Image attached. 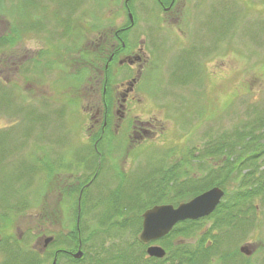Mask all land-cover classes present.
<instances>
[{"label": "rangeland", "instance_id": "rangeland-1", "mask_svg": "<svg viewBox=\"0 0 264 264\" xmlns=\"http://www.w3.org/2000/svg\"><path fill=\"white\" fill-rule=\"evenodd\" d=\"M123 1L0 0V39H5L0 42V218H10L4 225H10L7 236L11 250H18L23 257L30 255L33 264L41 263L37 252L45 238L54 240L41 264H51L57 251L73 248L67 236L74 228L77 198L65 195L60 187L64 183L72 185L77 179L85 184L94 176L98 160L92 149L93 139H89L93 130L86 113L100 107L101 91L99 84L94 86L95 92L90 90L93 82H88L92 76L87 64L88 51L91 42L98 41L102 26L115 28L125 17ZM181 1L185 16L177 25L161 24V17L154 12L150 16L151 0L129 2L136 16L133 29H149L148 40L154 38L151 35L155 32L157 51L170 54L172 48L177 53L172 47L173 29L197 31L196 38L183 48L186 65L174 61V52L171 63L165 57V65L158 70L159 80L144 87V92L152 95L144 97L140 108L146 111L143 116L164 120L156 124L168 127V133L160 130V137L143 141L138 154L133 155L138 160L124 165L132 169L129 177L136 187L140 184L135 181L144 180L152 171L165 172L166 166L181 163L184 149L192 152L195 148V154H205L210 146L222 144L224 139L225 144H235L236 132L251 126L257 131L254 141L264 142V125L258 122L264 119V0ZM94 74L100 77L97 72ZM189 110L190 118L186 116ZM176 111L184 114L181 122L175 120ZM115 148V157H123L129 151L125 149L120 155L119 145ZM88 157L90 160L85 162ZM200 160L182 164L179 171L188 174L185 180L193 177L202 185L208 175L218 177L217 170L223 167V162L220 156L205 158L202 163ZM256 162L264 171V153ZM104 166L88 190L89 203L81 224V237L88 240L83 244L79 239L82 258L73 263L60 257L56 264H113L110 255L128 250V243L138 240L136 221L123 232L111 228L104 233L101 229L105 225H96L97 213L102 208L93 210L92 204L104 203L108 191L118 183L117 179L110 180ZM244 168L234 174L237 182L228 181L225 185L229 192L238 190V178L245 173ZM50 170L58 172L51 177ZM161 178L156 175L155 181L160 183ZM185 180L181 176L178 181ZM162 185V190L166 189L167 185ZM249 186L247 183L246 187ZM143 189L150 190V185L143 183ZM126 192L130 194L133 189ZM142 195L140 207L132 208V202L130 208L118 203L121 220L141 216L150 206L148 192ZM12 196H16L15 201ZM192 198L180 201L172 193L161 201L176 207ZM17 199L26 203L19 213L11 206ZM242 209L248 213L247 217L239 216L230 224L221 221L214 229L211 226L215 218L204 219L193 230V236L171 237L157 245L166 250L169 244L185 243L190 250L200 249L199 237L206 233L207 249L200 250L198 255L210 258L211 264H264V191ZM221 218L219 215L218 219ZM3 235L0 231V264H19L22 256L8 255L9 248L1 244ZM245 245L251 249L248 258L239 253V248ZM135 249L133 252H141ZM143 260L148 261L146 255L137 264H144Z\"/></svg>", "mask_w": 264, "mask_h": 264}, {"label": "flooded vegetation", "instance_id": "flooded-vegetation-1", "mask_svg": "<svg viewBox=\"0 0 264 264\" xmlns=\"http://www.w3.org/2000/svg\"><path fill=\"white\" fill-rule=\"evenodd\" d=\"M131 1L136 0L123 1L126 14L124 15L125 17H121L122 20L120 19V22L117 27H101V35L98 37V41L91 42L92 45L90 50L88 51L89 58L87 57V64H89V67H91L90 71L92 72V76L88 78V82L90 80L93 82L90 85V90L91 92H95L96 89L94 88V86H97L99 84L98 90L101 91L100 107L96 108L94 111L87 110L86 113L88 116V121L91 123L90 128L93 130L89 136L90 140L93 139L92 149L99 155L101 154V152L104 153L103 157H95L96 160H98L96 171L100 169L103 170L101 166L102 164H104L105 173L107 174L108 172V177H110V180L117 179V186L109 190L105 198H111V200H113V202L115 203V207L120 202L126 205V208H130V201L128 197H132L133 201L136 202L141 196L144 195H142L143 192H148L150 201L149 203L154 202L152 201V182L156 180V175H160L163 177V175L169 174L168 172L173 171L174 167L166 166L165 168L167 170H165V172L159 170L161 171L160 174L158 170H154L152 171V174L150 176L145 177L144 180L139 181L138 179L135 181L136 183H141L142 185L143 183L146 186L150 185V190L140 189L139 187L141 184L136 187V184H133L131 178L129 177V172L132 169L124 167L127 162L129 165L130 161L135 162L138 160V157H135L133 155L138 154V147L143 144V141L160 137V130H162V132L168 133V127L164 128L161 125L156 124L161 118L155 119L150 116L145 117L143 116V113H145L146 111H143V109L140 108L144 105V97H149L152 95V93L144 92L145 85L148 82L152 81L154 83L159 80V73L158 77L156 76L158 70L160 72L163 65H165L166 60H168V62L171 61L173 53L175 52H173L172 48H170V54L168 51H157V49L154 48L157 47L158 44L156 42L155 32L151 35L154 38L148 40L149 37H147L146 35L151 34L148 32L149 29H133L136 16L133 14L131 6L129 5V2ZM142 1L143 3H145V0ZM151 2L152 10L150 11L149 15L152 16L153 12L154 15L156 13L159 17H161V24L164 25L165 23H170L172 25H177L180 20L181 23L184 20L185 13L182 12L183 1L151 0ZM138 31L139 33L137 34ZM172 32L174 33L175 44V46L172 47L174 48V50L177 51V53L175 52L176 57L174 61L180 63L181 66L186 65V52L183 48L185 45L190 43L192 39L196 38L197 31L195 29L189 32V30L186 31L178 27L176 29H173ZM135 34L137 35L135 36ZM143 34L145 35V37ZM176 47H178V49H176ZM90 52L93 54L92 57L90 56ZM165 57L167 58L166 60ZM172 68L176 69V67L173 66ZM95 72H97L100 77L97 78L94 74ZM171 74V76H173V73ZM180 112L182 111H176L178 117L175 118V120L178 122H181V117L184 115H182ZM188 113L189 115L186 113V116H189L190 118L191 111L189 110ZM160 121L164 122V120ZM190 123L191 119H189L188 124ZM98 132L100 133L99 136H97ZM116 144L119 145L120 155L124 153L125 149L129 150L125 153V156H113L116 150V148L114 149ZM98 145L101 148V151H98ZM130 149L131 156L129 155ZM187 152L190 153L189 150L185 151L184 149V156L182 160H188V162H190V157H187L186 155L188 154ZM89 160V157L85 158V162H88ZM61 168L63 167L61 166ZM87 168L90 169V167ZM95 173L96 172H94V176L90 181L82 185V188L79 192L77 204L78 214L81 208V194L85 190H89L90 185L96 178ZM147 180L149 181L147 182ZM97 184L98 183H96L95 185ZM79 185L80 180L77 179L74 184L68 185L64 183L60 188L62 191H72ZM128 188L129 191L133 189V192L128 194L126 192L128 191ZM173 192L174 191L172 189L169 191H166V189H164L163 198H165L167 195L172 194ZM89 198L90 197L88 192V195L85 200V207L89 203ZM163 204L166 203L162 202L160 204L155 205L151 204L148 208L150 209L154 206ZM132 206L140 207L136 204H131V207ZM90 207L91 206L89 205L88 209ZM148 208L146 209L148 210ZM78 224L79 215H77L76 217V227H78ZM165 238L166 237L152 242L150 245H147L145 247V252L147 247L158 246L157 243L163 241ZM79 245L80 247H82V243L79 244L78 241L76 250L79 248ZM241 248L251 253L249 245H245L239 248V253L243 256H247L248 258L250 255H245L243 252H241ZM33 250L35 251V249ZM46 250L47 247L44 248V244H42L40 251L37 252L41 263L45 260L47 256ZM62 251L64 252V254L69 255V257L72 258V253L74 252L69 250ZM165 252L167 255L166 250ZM146 258L149 257L146 255ZM53 259H56L55 256L53 257Z\"/></svg>", "mask_w": 264, "mask_h": 264}, {"label": "trees", "instance_id": "trees-1", "mask_svg": "<svg viewBox=\"0 0 264 264\" xmlns=\"http://www.w3.org/2000/svg\"><path fill=\"white\" fill-rule=\"evenodd\" d=\"M0 42H5L4 38L0 39ZM261 123V125H264V119L258 121ZM255 132L254 129L252 128H247L243 129L240 132H236L237 135L235 134V138L238 139V141L235 144H225L224 140L223 143H219L215 145L214 147H209L205 154L204 153H197L195 154V148H193L192 152L186 154L187 157H190V160L193 161L195 159L200 158V162L202 163L203 159L205 158H211L215 157L218 158L219 156L221 157V160L223 162V167H218L219 169L217 170V176L215 174H211L210 176L208 175L209 178H206L205 181L203 182L202 185L198 184L197 182L199 179L191 177L190 180H185V177L188 176L186 172H180L179 168L182 164H188V160L184 161L182 160L181 163H177L173 167V171L169 174L163 175V177L159 180L160 183H157L156 181L152 182L151 189L153 190L152 192V201L149 203L150 205L153 204H160L164 201H161L163 199V194L164 190H162V184H166V191L173 190L175 198L177 200L183 201L187 200L188 198H192L202 192H204L206 189L211 188L213 186H217L221 188L225 192V196L221 203L218 205V207L215 209V211L208 217L202 218L196 221H191V220H186L183 222L178 223L173 230L166 236L164 240H167L171 237H181V238H189L193 236L196 226L203 221L204 219L208 218H215L211 229H214L218 227L219 223L222 224V222L225 224H230L231 222L235 221L239 216H244L247 217L248 213L246 212L245 209H242V207H246L247 205L251 204V201L254 197L259 196L262 194L264 191V171H261L260 168H258V164L256 162V159L259 157L260 154L264 153V142L261 143L255 142L254 140L256 139L255 137ZM99 132L97 133V136H99ZM263 138V136H260ZM98 147V151H101V148ZM238 148V149H236ZM95 157L99 158V156L103 157L104 153L101 152V154H97L93 150ZM171 155V154H170ZM184 155V154H183ZM97 166V165H96ZM245 166L243 170L245 173L238 178V190H233V192H229L226 188V184L228 181H231V183L237 182V178L234 177V174L236 175V171L240 168ZM56 172H52L50 170V176H54ZM95 175L97 176L99 174V170L96 171L95 169ZM159 172V170H158ZM49 173V172H48ZM160 173V172H159ZM220 173H223V175H220ZM183 177L185 181H178L180 177ZM90 181V180H89ZM174 181L173 186H169V183ZM163 182V183H162ZM249 183V187H246V184ZM141 184V183H140ZM82 183H80L79 186L74 188L72 191H66L64 190L63 193L69 197H72L73 195H76V204H75V209H74V223H73V230L71 233H68L70 240L73 242V248H71L70 251L75 252L77 248V244L79 239H81L82 243L85 244L87 243V240L85 237H81V232H82V221L84 218V215H86V210H85V200L88 195V191L85 190L81 194V200H80V212L78 214L77 210V201L79 198V192L82 188ZM162 185V186H161ZM140 189H143V185L141 184ZM13 197V196H12ZM16 196L13 197V199ZM20 199H24L23 196H20ZM129 201L132 202L133 204L136 205H142L141 203H134L132 197H128ZM15 203H11V206L15 209L13 211H16L19 213L21 211V208L26 207V203H23L21 200L17 199ZM15 201V199H14ZM148 205V204H147ZM145 204V207H147ZM102 206V207H100ZM93 210L96 209L97 207L102 208L99 213H97L98 220L96 222V225L99 227L102 225H105L104 228L101 229L102 232L107 233L111 228H114L120 232H123L125 229L131 227V225L135 222V224L138 223V231H141V216L140 214H137L134 218H128L127 220H121L122 217V210L120 208V205L118 204L115 207V203L111 198L104 199V203H95L93 204ZM135 206H132V208ZM98 209V208H97ZM96 209V211H97ZM12 211V210H11ZM95 211V212H96ZM79 215V228L78 230L76 229V217ZM221 215L222 218L218 219V216ZM11 216V221H12ZM115 218H118L115 220ZM245 219V218H244ZM10 218L9 217H1L0 218V231H2V234H4L1 238V244H5L7 249L8 255L11 254V257L21 255L22 258L20 259L19 264H33V259L30 255H27L23 257V254L19 252L18 250H11V247L8 243V232L10 229V225H4V223L8 222L9 223ZM222 221V222H221ZM134 226V225H133ZM76 227V228H75ZM134 228V227H132ZM6 234V235H5ZM135 235V234H134ZM206 233H204L202 236L199 237L198 243L201 246L200 249H189L188 246H186L185 243L183 244H176V245H171L169 244L168 247H166L167 254L165 259L159 260V259H151L147 258L148 261H145L144 264H155L152 263L156 262L161 264L162 262L168 261L171 264H211V259L207 258L204 255H198L200 250H206V245L204 243ZM11 238V236H10ZM135 238V237H134ZM66 238L62 240L64 243ZM16 244H18L17 241H15ZM145 247L146 245H143L139 240L135 238V240L132 243H128L127 248L128 250L124 249L121 251V253L116 254L115 256L109 257L110 260L115 261L113 264H137L139 263L140 259H144L146 252H145ZM138 249L141 252L135 253L133 252L134 249ZM58 249V248H57ZM55 249V251L57 250ZM135 249V250H136ZM121 250V249H120ZM56 258V261L60 259V257H65L67 260L73 262V263H78L80 260H74L69 257V255L64 254L63 251L59 250L56 252L54 255ZM225 256H223L224 258ZM222 258V259H223ZM151 262V263H150ZM40 263V261H39ZM41 264V263H40Z\"/></svg>", "mask_w": 264, "mask_h": 264}, {"label": "water", "instance_id": "water-1", "mask_svg": "<svg viewBox=\"0 0 264 264\" xmlns=\"http://www.w3.org/2000/svg\"><path fill=\"white\" fill-rule=\"evenodd\" d=\"M224 195V191L215 186L187 202L178 204L176 207L172 205H158L146 210L142 214L141 231L138 235V240L143 245H150L152 242L167 236L180 222L186 220L196 221L208 217L215 211ZM52 241V237L45 238L44 248ZM79 244H81L80 241ZM241 252L245 255L251 254L243 248H241ZM82 254L79 245L77 251L72 254V258L74 260H80ZM146 254L150 258L163 259L166 252L159 246H149L146 249ZM52 264H56V260H53Z\"/></svg>", "mask_w": 264, "mask_h": 264}]
</instances>
